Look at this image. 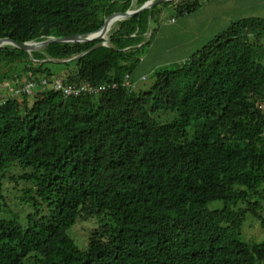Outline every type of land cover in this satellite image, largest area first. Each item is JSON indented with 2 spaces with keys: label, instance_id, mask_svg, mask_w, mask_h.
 I'll return each mask as SVG.
<instances>
[{
  "label": "trees",
  "instance_id": "1",
  "mask_svg": "<svg viewBox=\"0 0 264 264\" xmlns=\"http://www.w3.org/2000/svg\"><path fill=\"white\" fill-rule=\"evenodd\" d=\"M159 4L114 22L108 46L0 48V212L13 168L31 185L26 202L44 212L26 227L0 218V264H264V238H241L247 215L264 230V18L232 22L185 60L154 70L148 90L129 91L122 79L151 42ZM200 5L179 0L174 11ZM128 8L132 0H0V38L92 34ZM25 74L46 87L14 95L23 82L11 84ZM56 79L118 87L65 97L50 88ZM158 113L175 116L161 122ZM92 217L100 225L80 248L68 231Z\"/></svg>",
  "mask_w": 264,
  "mask_h": 264
},
{
  "label": "rangeland",
  "instance_id": "2",
  "mask_svg": "<svg viewBox=\"0 0 264 264\" xmlns=\"http://www.w3.org/2000/svg\"><path fill=\"white\" fill-rule=\"evenodd\" d=\"M179 0H164L161 3L168 2V5L159 4L156 7V10L159 12L155 13L157 15L156 22L153 24V27L149 29V35L153 32L151 42L149 45H146L144 47V52H142L140 57V63L135 69L136 74H144L146 80L140 83L138 86L134 88V91L138 92L140 90H148L153 82L154 77L151 72H146L147 69H153L156 70L159 67H162V64L165 62H170V64L176 63L174 58L178 55H180L183 52H187L188 48L184 46V34L183 29L180 32H174L173 29L167 30L165 27L167 26L169 19L171 16H174L177 18L178 22L182 19V25L184 24L183 17H178L175 14L174 8L176 6V3ZM202 3L205 4V7L203 11H201V17L206 18V12L208 8L211 6H215V2L212 1L209 5H207L208 0H199ZM136 2L137 0H132V8H128L132 11L141 10L144 7H147L149 5V2L144 4L139 9H136ZM157 5V4H156ZM134 8V9H133ZM196 11V10H195ZM192 13V12H190ZM194 13V11H193ZM199 16V14H198ZM198 20V17H196ZM232 18L221 19L219 26H225L228 25L229 27L230 23L227 24V21H230ZM233 21V20H232ZM234 22V21H233ZM194 23H190L188 25V32L190 34H194L197 31V28L193 26ZM226 27V28H227ZM196 28V29H195ZM225 28V29H226ZM224 29V30H225ZM168 31V32H167ZM221 32V31H220ZM216 33H212L210 37L206 36L204 40V44H201V46L198 48L200 49L205 43H207L213 36H215ZM200 35L196 34L195 39H199ZM147 40L149 39V36L146 37ZM102 40H105L104 45L108 46V32L105 34ZM199 41V40H198ZM174 50V51H172ZM193 53V52H190ZM32 60V59H31ZM44 62L45 60H41ZM35 62V61H33ZM37 62V61H36ZM45 67L50 68L51 71H54V68H51L49 64H45ZM152 69L150 71H152ZM62 77L63 75L68 74V70L60 71L59 72ZM27 79V75L25 74L21 76V79H14L11 86H13L15 83L21 84L24 83ZM138 87V88H137ZM167 115V116H166ZM163 116H166L162 118ZM175 114L168 113V114H155L154 117L161 122H168L171 121L174 118ZM18 174H20V171L18 168L11 169L10 174L8 177L2 179V195L4 197V207L5 209L0 212V218L7 219L8 216L13 215L16 217L17 222L22 226L26 227L27 225V217L29 215H33L37 217L38 215H41L44 212L41 211V207L34 206L32 202H26L27 197L29 196L28 189L31 188V185L29 183H26L24 181H20L18 179ZM12 176V177H11ZM264 188V186H263ZM259 202L261 206V211L259 212V216L261 218H264V201L260 200ZM222 204L220 202L211 204L210 208L220 207ZM36 208L38 209L36 211ZM4 212V213H3ZM261 221L254 218L253 216L247 215L245 222L243 224V229L241 231V238L247 240V241H260L264 238V230L261 226ZM100 225V220L98 218L92 217L86 220L78 219L75 225L68 231V236L72 239V241L80 248H84L87 245L88 237L92 231L97 229Z\"/></svg>",
  "mask_w": 264,
  "mask_h": 264
},
{
  "label": "crops",
  "instance_id": "3",
  "mask_svg": "<svg viewBox=\"0 0 264 264\" xmlns=\"http://www.w3.org/2000/svg\"><path fill=\"white\" fill-rule=\"evenodd\" d=\"M212 1L215 2V6H211L206 12H204L206 14V18L200 16L201 11L204 9L202 7H205V4L202 3L199 8L194 11V13L192 12L182 16L184 19L183 26H181L182 19L179 20V22L174 16H171L169 19V22L165 28L169 31L170 29H173L174 32H180L182 31L181 29H183L184 46L188 48L187 52H183L174 58V60H177L175 61L176 63L188 58L192 54L190 52H195L198 50L201 44H204L203 42L206 36L208 38V36L210 37L212 33L218 34L220 31L222 32L228 25L223 27L219 26L221 19L227 20L229 17L232 18L230 21H227L228 24L242 18H264V0H208L206 4L209 5ZM196 17H198V20ZM171 19H174V21L172 22ZM190 23H194L193 26L196 28L198 25L197 31L194 34H190L188 32L187 27ZM196 34L200 35L199 39L197 40L195 39ZM169 64L170 62H165L162 64V66ZM151 69H147L146 72L149 71L152 73L153 69L150 71ZM143 76L145 75L134 73L133 78L137 80V86L143 82L139 80Z\"/></svg>",
  "mask_w": 264,
  "mask_h": 264
},
{
  "label": "water",
  "instance_id": "4",
  "mask_svg": "<svg viewBox=\"0 0 264 264\" xmlns=\"http://www.w3.org/2000/svg\"><path fill=\"white\" fill-rule=\"evenodd\" d=\"M164 0H151L149 2V5L147 7L142 8L141 10H136V11H132L130 9H120L116 12H114L103 24V26L97 30L96 32L92 33V34H87V35H75V36H70V37H66V38H51L48 41L44 42V43H38V44H29V43H18L15 42L13 40H10L9 38H0V42L8 43L11 46H13L16 49H19L21 51H24L28 54H30L31 52H35V51H41L44 48H46L47 46L53 44V43H84V42H88V41H92V40H100L102 38L97 37L96 35L99 34H103L106 33L107 30H109V27L117 21H121V20H126L132 16H142V15H147L151 12V9L156 5L159 4L161 2H163ZM126 10L128 11L127 14H124L123 16H119V11H123ZM77 39H81L83 40L82 42L77 41ZM98 46H106L103 43H100ZM2 47V45H0V48Z\"/></svg>",
  "mask_w": 264,
  "mask_h": 264
},
{
  "label": "built area",
  "instance_id": "5",
  "mask_svg": "<svg viewBox=\"0 0 264 264\" xmlns=\"http://www.w3.org/2000/svg\"><path fill=\"white\" fill-rule=\"evenodd\" d=\"M173 21V20H171ZM145 80L144 77L141 78V81ZM137 82L134 81L129 75H125L121 86L127 89H133L134 86H136ZM37 85H42L40 87H46V81L41 80L39 83L32 81V80H26L21 86L16 88L13 91L14 95L18 94H30ZM118 87L117 84L112 85H91V84H77V85H64L61 83L60 80H54L52 82V86L50 88L54 90L55 92H58L62 94L65 97H78L79 95H94L99 94L103 91H106L107 89H116ZM264 108V106H263Z\"/></svg>",
  "mask_w": 264,
  "mask_h": 264
},
{
  "label": "bare ground",
  "instance_id": "6",
  "mask_svg": "<svg viewBox=\"0 0 264 264\" xmlns=\"http://www.w3.org/2000/svg\"><path fill=\"white\" fill-rule=\"evenodd\" d=\"M133 9H134V8H133ZM127 13H128V11H125V12L119 14V16H123L124 14H127ZM110 27H111V26H110ZM110 27H109V28H110ZM108 31H109V30H107V32H108ZM107 32H106V33H107ZM106 33L99 34V35H96V36L99 37V38H102V39H103V37L105 36ZM77 41L82 42L83 40H81V39H77ZM5 44H7V43H5ZM0 45L3 46L4 43H3V42H0ZM121 87H122V86H121ZM135 87H136V86H134V88H135ZM134 88L131 89V90L129 89V91H132V90L134 91ZM107 90H109V89H107ZM107 90H106V91H107ZM103 92H105V91H103ZM103 92H101V93H103ZM101 93H99V94H101ZM99 94L87 95V96H95V95H99Z\"/></svg>",
  "mask_w": 264,
  "mask_h": 264
},
{
  "label": "clouds",
  "instance_id": "7",
  "mask_svg": "<svg viewBox=\"0 0 264 264\" xmlns=\"http://www.w3.org/2000/svg\"><path fill=\"white\" fill-rule=\"evenodd\" d=\"M171 20H173L174 21V19H171ZM172 21V22H173ZM130 76V75H129ZM131 77V76H130ZM144 78H145V76H143ZM134 81H136L137 82V80L136 79H134L133 77H131ZM142 78V77H141ZM141 78L139 79L140 81H141ZM123 80V79H122ZM145 80H146V78H145ZM145 80H143V81H145ZM136 86H137V84H136Z\"/></svg>",
  "mask_w": 264,
  "mask_h": 264
}]
</instances>
